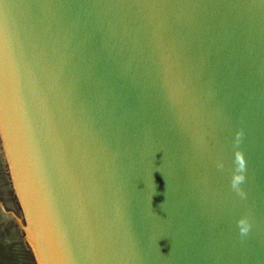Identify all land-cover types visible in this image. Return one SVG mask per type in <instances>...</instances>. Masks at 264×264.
<instances>
[{
	"label": "water",
	"instance_id": "water-1",
	"mask_svg": "<svg viewBox=\"0 0 264 264\" xmlns=\"http://www.w3.org/2000/svg\"><path fill=\"white\" fill-rule=\"evenodd\" d=\"M0 264H264V0H0Z\"/></svg>",
	"mask_w": 264,
	"mask_h": 264
}]
</instances>
